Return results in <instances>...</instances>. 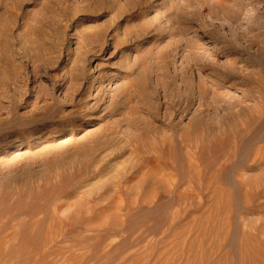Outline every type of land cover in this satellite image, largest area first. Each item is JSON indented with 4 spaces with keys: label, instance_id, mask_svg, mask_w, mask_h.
Here are the masks:
<instances>
[{
    "label": "rangeland",
    "instance_id": "374dc122",
    "mask_svg": "<svg viewBox=\"0 0 264 264\" xmlns=\"http://www.w3.org/2000/svg\"><path fill=\"white\" fill-rule=\"evenodd\" d=\"M255 161L264 0H0V264H264Z\"/></svg>",
    "mask_w": 264,
    "mask_h": 264
},
{
    "label": "bare ground",
    "instance_id": "6f19581e",
    "mask_svg": "<svg viewBox=\"0 0 264 264\" xmlns=\"http://www.w3.org/2000/svg\"><path fill=\"white\" fill-rule=\"evenodd\" d=\"M200 65H203V64H200ZM231 143H232V141H231ZM238 153L239 152H238V150L236 148H233L229 152H227L225 157L223 158V160L222 161H218L220 163V167L226 168L229 165H231L232 162L234 161V158L236 157V155L238 156ZM260 154H261V150H258L257 152L254 153V157L257 158ZM255 162H256V164H254V165L252 164V166H251L252 168L264 170V162L263 163H257L258 161H255ZM235 165H231L229 167H233L234 168Z\"/></svg>",
    "mask_w": 264,
    "mask_h": 264
}]
</instances>
